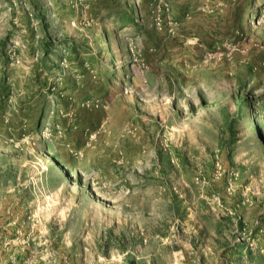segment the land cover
<instances>
[{
    "label": "rangeland",
    "instance_id": "374dc122",
    "mask_svg": "<svg viewBox=\"0 0 264 264\" xmlns=\"http://www.w3.org/2000/svg\"><path fill=\"white\" fill-rule=\"evenodd\" d=\"M0 264H264V0H0Z\"/></svg>",
    "mask_w": 264,
    "mask_h": 264
},
{
    "label": "trees",
    "instance_id": "16d2710c",
    "mask_svg": "<svg viewBox=\"0 0 264 264\" xmlns=\"http://www.w3.org/2000/svg\"><path fill=\"white\" fill-rule=\"evenodd\" d=\"M244 98H245V96H242V97L238 98V101H243V100H245Z\"/></svg>",
    "mask_w": 264,
    "mask_h": 264
}]
</instances>
